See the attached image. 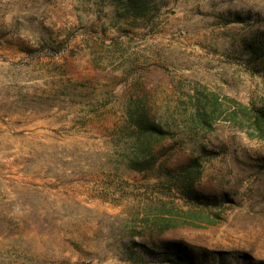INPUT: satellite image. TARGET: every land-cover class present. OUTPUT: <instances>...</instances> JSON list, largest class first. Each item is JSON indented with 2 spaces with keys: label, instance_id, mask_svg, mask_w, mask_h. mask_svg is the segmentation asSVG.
I'll return each instance as SVG.
<instances>
[{
  "label": "rangeland",
  "instance_id": "374dc122",
  "mask_svg": "<svg viewBox=\"0 0 264 264\" xmlns=\"http://www.w3.org/2000/svg\"><path fill=\"white\" fill-rule=\"evenodd\" d=\"M121 2L0 0V264H168L162 243L264 262V0ZM143 121L164 132L153 175L126 167ZM192 159L226 200L157 234Z\"/></svg>",
  "mask_w": 264,
  "mask_h": 264
},
{
  "label": "trees",
  "instance_id": "16d2710c",
  "mask_svg": "<svg viewBox=\"0 0 264 264\" xmlns=\"http://www.w3.org/2000/svg\"><path fill=\"white\" fill-rule=\"evenodd\" d=\"M126 10L132 12L131 14L136 17L138 15L143 16L145 6L149 3V0H120ZM256 46V45H255ZM258 52L261 51V46L257 47ZM264 55V52H262ZM235 105L236 112L248 116L246 108L241 104L232 101ZM208 112L211 116L216 112V102L213 101ZM207 114L201 115V121L204 125L208 124ZM262 123V127L259 125ZM255 129L259 130L258 138H264V114L257 112L255 121L252 123ZM134 131L144 140L140 145L136 146V150L126 158V167L128 170L136 173H151L154 174L155 166L158 163L161 148L160 146L164 132L158 129L149 121H143L137 123L134 127ZM166 168V167H165ZM168 175L173 174L171 169L166 168ZM200 171L198 170V162L196 159H192L181 165L179 173V179L175 182L177 184L176 190L179 192L180 200L186 203L187 208L182 209L173 202L170 203V208H163L158 212L154 218L149 221L148 226H151L152 230L159 234L169 229L176 227H194L201 228L202 226L213 225L214 222L210 219H202L201 216H205L204 212L209 206H219L220 203L225 202L226 199L217 200L215 197H209L198 193L194 184L199 178ZM172 179V178H170ZM174 243H162V247L158 254L164 258V261L168 264H198L197 257L190 252H185L181 248L174 246ZM234 264H246V260H249L247 256H238L231 259ZM248 264H264L260 261L257 263L248 261Z\"/></svg>",
  "mask_w": 264,
  "mask_h": 264
}]
</instances>
